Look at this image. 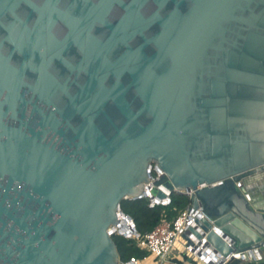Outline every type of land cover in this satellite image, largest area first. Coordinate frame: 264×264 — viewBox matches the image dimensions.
<instances>
[{"label": "water", "instance_id": "1", "mask_svg": "<svg viewBox=\"0 0 264 264\" xmlns=\"http://www.w3.org/2000/svg\"><path fill=\"white\" fill-rule=\"evenodd\" d=\"M173 193L187 248L264 255V0H0V264H119Z\"/></svg>", "mask_w": 264, "mask_h": 264}, {"label": "built area", "instance_id": "2", "mask_svg": "<svg viewBox=\"0 0 264 264\" xmlns=\"http://www.w3.org/2000/svg\"><path fill=\"white\" fill-rule=\"evenodd\" d=\"M153 175L154 177H157L155 172ZM148 199L151 206L166 205L170 202V197H167V199L162 201H158L157 199ZM197 214V212H194L191 209L190 204L175 220L169 221L163 219L151 232L146 233L142 237L140 235L138 237L135 236L137 230L133 220H127L124 224L112 226L111 230L114 232V236H124L126 238L134 239L137 241V244L141 249L146 250L150 255L154 256L159 261H166L172 253L178 249L179 243L183 240L182 235L185 232V229L190 225L192 219L195 218ZM182 248L181 254L188 259L195 261L199 260L204 264H218L217 260H212L210 253L198 255L194 252V247L187 248L186 243L185 245L183 244ZM200 250H202V252L204 251L201 248ZM247 253L249 261H258L264 258V255L260 258L251 250ZM237 258L247 261L245 253H241ZM139 263L140 259L131 258L129 261H121L119 264Z\"/></svg>", "mask_w": 264, "mask_h": 264}, {"label": "trees", "instance_id": "3", "mask_svg": "<svg viewBox=\"0 0 264 264\" xmlns=\"http://www.w3.org/2000/svg\"><path fill=\"white\" fill-rule=\"evenodd\" d=\"M191 204L190 198L173 193L166 205L151 206L148 198L126 200L122 203V211L135 223L138 234L142 237L151 232L163 219L173 221ZM121 261L127 262L131 258L145 259L149 252L141 249L137 241L124 236H114ZM227 264H264V258L258 261H246L239 258L231 259Z\"/></svg>", "mask_w": 264, "mask_h": 264}, {"label": "crops", "instance_id": "4", "mask_svg": "<svg viewBox=\"0 0 264 264\" xmlns=\"http://www.w3.org/2000/svg\"><path fill=\"white\" fill-rule=\"evenodd\" d=\"M183 244L185 245L184 241L182 240L178 245V249H176L166 261L156 262L155 259L146 257L145 259L141 260L139 264H204L199 260L195 261L184 257V255L181 254Z\"/></svg>", "mask_w": 264, "mask_h": 264}, {"label": "rangeland", "instance_id": "5", "mask_svg": "<svg viewBox=\"0 0 264 264\" xmlns=\"http://www.w3.org/2000/svg\"><path fill=\"white\" fill-rule=\"evenodd\" d=\"M147 257H150V258H153V259H155V261H156V262H158V261H159V260H157V259H156L154 256H152V255H150V254H149ZM141 260H143V259H140V261H141Z\"/></svg>", "mask_w": 264, "mask_h": 264}]
</instances>
